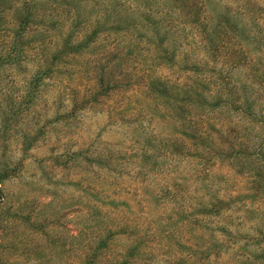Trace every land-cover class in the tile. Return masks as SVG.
Here are the masks:
<instances>
[{
  "label": "rangeland",
  "instance_id": "1",
  "mask_svg": "<svg viewBox=\"0 0 264 264\" xmlns=\"http://www.w3.org/2000/svg\"><path fill=\"white\" fill-rule=\"evenodd\" d=\"M24 1L0 0V55L4 57L0 66V165L13 170L2 183L0 195V264H86L87 255L100 246L109 232L113 233L110 246L98 264H113L130 257V250L138 245L141 257L146 255L147 260L142 258L136 264H264L263 258H257L259 252L249 256L256 253L259 244L253 238L256 231L264 229V168L256 167L260 161L216 156L208 168L210 183L228 193H248L254 181L249 171L263 172L253 187L257 200H246L249 210L247 206H236L219 217L197 214L178 227L171 221L174 232L167 237L164 215L168 208L164 203L154 205L143 184L160 195L168 179L163 166L169 163V156L157 146L158 141H153L150 149H155V156L150 163L158 161L160 166L157 169L146 164L151 174L146 179L135 169L136 154L148 147V139L154 137L155 122L140 109L137 113L129 111L120 119L112 113L123 104L153 107L156 100L129 87L128 92H115L92 106L78 109L75 117L67 116L74 93L85 92L90 86L89 77H95L87 70L90 62V67L94 64L99 71L110 69L116 75H121V69L136 72L138 62L119 66L109 42H101L99 48L93 46L89 55L70 57L63 48L71 29L66 3L54 7L53 0H43L36 7L40 14L37 22L22 35L17 31L14 7ZM259 1L264 4V0ZM225 2L214 0L210 6L216 19L227 14ZM134 3L128 5L130 9L136 7ZM90 8L93 10L82 12V20L90 18L85 34L94 29L101 12L92 5ZM131 13L132 18H138V11ZM111 25L109 22L108 27ZM61 48L62 59L57 63L55 54ZM149 73L165 75L173 84H178L183 75L178 68ZM226 109L228 125H234L239 117L234 109ZM254 114L257 121H241L251 129L244 138L249 145L255 143L254 135L264 122V100L257 102ZM134 121L146 129L136 130ZM231 137L236 139L235 135ZM80 147H89L90 151H80ZM218 147L221 146L216 143L215 149ZM104 153L109 159L102 158ZM191 163L181 161L180 169L189 170ZM241 169L245 172H235ZM198 197V191H188L186 204L195 207ZM226 226L241 231L245 238L238 249L240 253L226 250L218 262L214 256L210 261L190 256L187 247L196 252L210 247L217 238L226 240L219 231ZM238 255L242 258L237 259ZM245 256L249 259L245 260Z\"/></svg>",
  "mask_w": 264,
  "mask_h": 264
},
{
  "label": "trees",
  "instance_id": "2",
  "mask_svg": "<svg viewBox=\"0 0 264 264\" xmlns=\"http://www.w3.org/2000/svg\"><path fill=\"white\" fill-rule=\"evenodd\" d=\"M132 1L136 5L134 9L129 7ZM42 2L25 0L14 7L17 31L22 35L37 22L40 14L36 7ZM62 3H66L70 14L71 29L63 47L70 57L84 53L86 56L93 46L99 48L102 47L101 42H105L104 45L109 42V49L112 47L119 66L127 62H138L139 68L136 72L121 69V75H116L110 69L99 71L94 64L90 67V62L87 70L93 72L95 77H89L90 86L85 92L74 93L73 105L67 116L75 117L78 109L92 106L101 97L115 92H128L129 87L142 95L150 94L156 100L153 107L129 104L127 107L123 104L112 113L120 119L129 111L137 113L140 109V112L151 116L155 122L154 137L148 139V147L137 152L135 169L140 172L142 179H146L151 175L146 164L157 169L160 166L158 161L150 163L155 156V149H150L153 141H158L157 146L169 156H165L170 159L169 163L163 166L167 170L168 179L160 195L154 194L146 181L142 182L146 184H143L145 193L151 194L154 205L164 203L168 208L164 215V221L168 222L167 237L174 232L169 224L171 221L178 227L184 224V220L195 219L197 214L219 217L236 209V206L237 209H241L239 206L245 209L248 203L246 200H257L258 194L253 192V187L263 172L251 169L249 174L254 176V181L250 193L233 194L222 188L217 189L215 184L210 183L208 168L209 165L213 166L216 156L222 159L237 157L238 160H259L257 169L264 168V122H261L263 124L259 133L254 135L253 145L244 142L251 129L241 124L242 120L247 124L257 121L254 107L258 101L260 103L264 100V4L259 0H226L223 7L227 14L216 19L210 10L214 0H53L54 7ZM90 5L101 12L95 20L94 29L85 34L87 20L90 18L82 20V12L93 10ZM136 11L139 16L135 19L131 12ZM109 22L113 24L110 27ZM102 36L105 39L101 41ZM61 50L55 54L57 63L62 59ZM3 60V55H0V66ZM104 60L106 64L109 62L108 55L104 56ZM144 65L146 70L143 69ZM163 68H178L183 72L182 80L173 84L165 75L149 73ZM238 71H241L240 74ZM226 108L234 109L239 117L234 125H228ZM138 122L134 121V128L145 130L146 127ZM240 130L245 133L241 134ZM233 135L236 136L235 140H232ZM216 143L221 147L215 149ZM251 148L254 152H251ZM79 150L89 152L90 148L80 147ZM109 157L106 153L102 156L103 159ZM181 161H192L189 170L180 169ZM242 163L239 161V164ZM12 171L0 165V195L2 183ZM235 172L241 174L245 170ZM191 190L199 192L195 207L186 204L187 193ZM230 230L228 226L219 229L220 237L226 240L217 238L210 247L196 252L187 247L188 253L191 257L200 256L202 261H210V257L214 256L218 262L226 250L239 252L245 238L241 231ZM255 235L253 238L259 244L256 253L254 251V255L249 256H256L259 252L257 258L264 259V229L260 228ZM112 237L113 233L109 232L101 240L100 246L87 255L86 264L100 262V256L109 248ZM140 247H133L129 252L130 257L113 264H136L142 262V258L143 261L147 260L146 255L141 257ZM240 258L241 255H238L237 259ZM244 258L249 259L247 256Z\"/></svg>",
  "mask_w": 264,
  "mask_h": 264
}]
</instances>
